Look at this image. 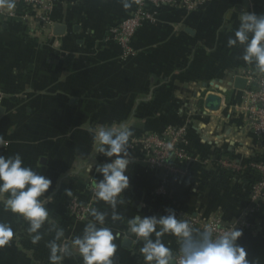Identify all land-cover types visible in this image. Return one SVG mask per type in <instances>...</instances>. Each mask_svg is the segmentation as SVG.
<instances>
[{"label":"crops","instance_id":"1","mask_svg":"<svg viewBox=\"0 0 264 264\" xmlns=\"http://www.w3.org/2000/svg\"><path fill=\"white\" fill-rule=\"evenodd\" d=\"M52 1L51 18L63 27L61 34L53 28L52 36L35 38L19 16L0 15V155H20L22 166L53 182L46 193L51 198L45 204L49 222L40 229L37 243L29 224L5 208L8 194H0V223L13 230L11 241L0 248V264L52 263L48 244L58 228L64 229L61 242L71 249V241L93 219L79 221L66 213L65 201L71 196L92 200L95 209L107 214L105 226L120 233L113 264H145L143 241L128 232L127 221L137 214L159 219L168 209L185 221L218 217L225 225H237L246 259L264 264V205L251 199L253 179L217 165L220 157L246 161L252 153L264 160V146L235 109L242 90L232 84L260 71L242 59L243 46H228L241 12L264 15V0H204L192 11L176 0L179 4L151 8L155 22L143 23L127 58L107 37L111 26L131 16L134 0ZM124 3L131 7L124 8ZM209 96L219 99L216 109L206 102ZM120 124L133 131V162L126 173L130 184L122 193L125 202L116 207L124 219L113 222L111 207L95 196L96 180L103 179L95 167L108 161L97 151L94 130ZM183 125L189 140L187 175L164 178L147 166L132 141ZM161 185L163 191L156 193ZM192 228L194 234L206 230ZM161 240L172 252L170 264H175L178 238L166 234ZM62 264L83 260L74 253Z\"/></svg>","mask_w":264,"mask_h":264},{"label":"clouds","instance_id":"2","mask_svg":"<svg viewBox=\"0 0 264 264\" xmlns=\"http://www.w3.org/2000/svg\"><path fill=\"white\" fill-rule=\"evenodd\" d=\"M123 6L131 7L129 3H124ZM14 7V0H0V8ZM239 21V27L234 38H229L228 46H243L242 59L264 72V15L242 11ZM94 132L97 151L108 161L95 167V171L103 177L99 181L95 179V196L111 207L113 222L121 221L124 217L116 211V207L118 203L125 202L122 193L130 184L129 175L126 173L133 162L129 152V140L133 131L120 124L111 127L99 125ZM52 183L46 176L34 172L30 167L22 166L20 155H0V194H8L5 208L29 224L28 232L35 234L32 236L33 243L42 239L40 229L45 222H49V212L45 204L51 199L46 193ZM65 194L70 196L71 190H66ZM166 211L167 215L159 219L137 214L127 221L128 232L143 241L140 253L145 264H170L173 260L171 250L161 240L166 234L178 238L181 264H250L246 259L247 252L238 244L243 232L236 226L215 238L209 230L194 234V229L187 221L177 219L171 209ZM90 215L93 219L86 224L82 235L71 241V249L61 242L64 229L55 230V237L48 244L52 264H60L65 257L74 253L79 254L83 264H113L112 258L117 252L114 241L120 237V233L114 234L111 228L105 226V212L93 208ZM153 234L155 240L152 239ZM12 238L11 226L0 223V248L7 245Z\"/></svg>","mask_w":264,"mask_h":264},{"label":"built area","instance_id":"3","mask_svg":"<svg viewBox=\"0 0 264 264\" xmlns=\"http://www.w3.org/2000/svg\"><path fill=\"white\" fill-rule=\"evenodd\" d=\"M135 10L131 16L111 26L107 39L115 43L121 50V56L127 58L133 55L131 44L144 22H155L151 8L159 9L162 6L179 4L176 0H134ZM204 0H183L180 4L186 10L192 11L202 5ZM15 7L6 12L0 9V15L19 16L24 25L30 29L35 38H40L44 33L52 36L54 22L51 18L53 12L52 0H14ZM19 6H22L19 12ZM247 85L242 90L239 104L235 107L248 129L256 140L264 146V72H259L255 77H247ZM3 94L0 92V101ZM133 145L140 147L145 163L149 168L159 171L164 178H184L187 175L186 164L190 161L188 153V133L185 125L168 127L162 133H147L134 139ZM264 153V148H262ZM249 159L218 158L217 165L234 173H250L253 179L250 183V195L257 205H264V160L252 154ZM163 191L161 185L156 193ZM95 208L94 202H84L77 196H71L65 201L66 213L79 221L91 217L90 212ZM186 221L191 227L202 226L213 234V238L222 235L224 231L234 227L225 225L218 217L200 220L196 217H187ZM237 227V225H235ZM175 264H181L180 251L174 257ZM52 264V263H50ZM62 264V261L60 262Z\"/></svg>","mask_w":264,"mask_h":264},{"label":"water","instance_id":"4","mask_svg":"<svg viewBox=\"0 0 264 264\" xmlns=\"http://www.w3.org/2000/svg\"><path fill=\"white\" fill-rule=\"evenodd\" d=\"M62 28L63 27L55 25L54 26L55 34H61ZM232 84H233L234 89L243 90L245 89L246 81L241 77H237L232 81ZM206 102L211 106V108H214V109H216L219 105V99L215 96H209ZM129 244L130 242L128 240H124V243H123L124 247L129 248Z\"/></svg>","mask_w":264,"mask_h":264},{"label":"trees","instance_id":"5","mask_svg":"<svg viewBox=\"0 0 264 264\" xmlns=\"http://www.w3.org/2000/svg\"><path fill=\"white\" fill-rule=\"evenodd\" d=\"M21 9H22V6H19V9H18V11L20 12L21 11ZM246 174H248V175H251L250 173H246ZM50 264V263H49Z\"/></svg>","mask_w":264,"mask_h":264}]
</instances>
